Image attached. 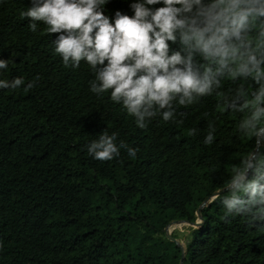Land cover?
Returning <instances> with one entry per match:
<instances>
[{"label":"trees","instance_id":"obj_1","mask_svg":"<svg viewBox=\"0 0 264 264\" xmlns=\"http://www.w3.org/2000/svg\"><path fill=\"white\" fill-rule=\"evenodd\" d=\"M31 2L0 0V59L8 62L0 80H24L0 88V264H179L182 250L165 227L194 222L216 190L200 209L203 223L190 226L182 264H264V214L226 215L221 202L232 166L256 150L237 130L246 113L221 111L213 95L139 128L110 90L90 91L95 73L84 61L64 66L58 34L42 22L29 30L20 13ZM132 2L108 0L105 15H132ZM105 131L136 156L120 148L110 161L94 159L87 147Z\"/></svg>","mask_w":264,"mask_h":264},{"label":"clouds","instance_id":"obj_2","mask_svg":"<svg viewBox=\"0 0 264 264\" xmlns=\"http://www.w3.org/2000/svg\"><path fill=\"white\" fill-rule=\"evenodd\" d=\"M108 0H32L20 13L47 34H58L54 52L65 67L84 61L95 73L90 91L121 104L143 129L161 116L173 120L176 105L188 107L215 95L221 111L246 113L237 130L255 140L256 150L231 168L229 195L222 199L228 214H264V0H134L132 15H105ZM177 45L174 49L172 46ZM8 62L0 59V69ZM225 81H241L223 91ZM251 87H246L248 82ZM23 78L0 80V88H18ZM34 85L29 83L25 91ZM209 124L204 139L213 142ZM190 129L189 135H195ZM103 132L87 147L96 160L119 155L123 142ZM130 157L136 150L127 148ZM251 174V178H249Z\"/></svg>","mask_w":264,"mask_h":264},{"label":"water","instance_id":"obj_3","mask_svg":"<svg viewBox=\"0 0 264 264\" xmlns=\"http://www.w3.org/2000/svg\"><path fill=\"white\" fill-rule=\"evenodd\" d=\"M227 187H225L226 189ZM219 193L218 190L214 191L212 193V195L210 197H208L205 201H203L199 207L196 209V215H197V219L194 221V222H187L191 225H194V226H200L202 223H203V218L201 217V214H200V209L202 208V206H204L206 203H208L211 199H213L217 194ZM179 222H182V221H178V220H172L171 222H169L167 224V226L165 227V232H166V236L171 240V241H174L176 242V244L181 248L182 250V255L180 257V261H179V264H182V261H183V258H184V253H185V248H184V245H182V243L180 241H178L176 238L172 237L171 233H170V230H169V227L171 224H174V223H179Z\"/></svg>","mask_w":264,"mask_h":264},{"label":"rangeland","instance_id":"obj_4","mask_svg":"<svg viewBox=\"0 0 264 264\" xmlns=\"http://www.w3.org/2000/svg\"><path fill=\"white\" fill-rule=\"evenodd\" d=\"M190 226L192 227H199V226H194L186 221H182L179 223H174L171 224L169 227L170 233H175L177 235V240L184 245L186 239L190 238L191 235V229Z\"/></svg>","mask_w":264,"mask_h":264}]
</instances>
